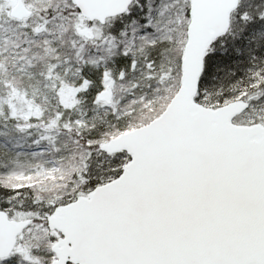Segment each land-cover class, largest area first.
<instances>
[{"label": "snow or ice", "instance_id": "obj_1", "mask_svg": "<svg viewBox=\"0 0 264 264\" xmlns=\"http://www.w3.org/2000/svg\"><path fill=\"white\" fill-rule=\"evenodd\" d=\"M0 264H264V0H0Z\"/></svg>", "mask_w": 264, "mask_h": 264}]
</instances>
